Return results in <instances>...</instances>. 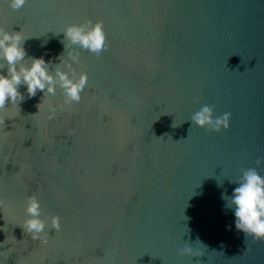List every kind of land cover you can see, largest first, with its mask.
<instances>
[{
  "label": "water",
  "instance_id": "1",
  "mask_svg": "<svg viewBox=\"0 0 264 264\" xmlns=\"http://www.w3.org/2000/svg\"><path fill=\"white\" fill-rule=\"evenodd\" d=\"M89 19L106 46H74L81 99L21 85L0 109V264H264L221 196L264 175V0H0V26L45 59ZM204 104L229 126L192 124ZM32 195L47 243L22 228Z\"/></svg>",
  "mask_w": 264,
  "mask_h": 264
},
{
  "label": "clouds",
  "instance_id": "2",
  "mask_svg": "<svg viewBox=\"0 0 264 264\" xmlns=\"http://www.w3.org/2000/svg\"><path fill=\"white\" fill-rule=\"evenodd\" d=\"M25 3L26 0H9L14 9L21 8ZM60 32L64 34L61 38L64 51L53 60L45 59L44 55H29L24 47L28 37L21 30H7L0 26V109L9 102L19 104L25 99L24 93L20 91L21 85L26 86L29 97L35 96L38 91L43 96L55 95L59 88L64 97L60 108L81 99L87 84V73L78 72L75 67L79 63V50L74 46L101 52L106 46L103 22L89 19L84 23H69ZM42 43L46 44L47 41ZM57 107L55 104L49 105L50 118L55 115ZM230 116V112L216 116L213 107L204 104L192 114L191 121L200 127H211L218 131L229 126ZM257 162H260L259 158ZM233 182L236 186L232 193L221 194L225 208L233 211L235 226L244 232L246 241L249 236L255 240H264V175L257 168L250 167ZM26 212L29 215L22 226L23 231L30 233L32 239H41L47 243L46 222L40 216L39 202L34 195L28 197ZM52 226L60 228L58 216L52 217ZM181 251L192 253L193 249L187 247Z\"/></svg>",
  "mask_w": 264,
  "mask_h": 264
}]
</instances>
